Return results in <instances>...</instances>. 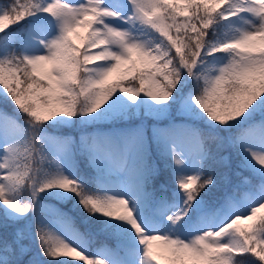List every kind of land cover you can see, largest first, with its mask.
Instances as JSON below:
<instances>
[{
  "label": "snow or ice",
  "instance_id": "1",
  "mask_svg": "<svg viewBox=\"0 0 264 264\" xmlns=\"http://www.w3.org/2000/svg\"><path fill=\"white\" fill-rule=\"evenodd\" d=\"M0 98V264H264V0H0Z\"/></svg>",
  "mask_w": 264,
  "mask_h": 264
},
{
  "label": "trees",
  "instance_id": "2",
  "mask_svg": "<svg viewBox=\"0 0 264 264\" xmlns=\"http://www.w3.org/2000/svg\"><path fill=\"white\" fill-rule=\"evenodd\" d=\"M9 104H10V106L12 105L11 103H9ZM0 106H2V107H8V109L12 113L14 111V109H12L13 106L12 107H9V106H7V104H5L2 101H0ZM154 158L156 159V163H157V167H158V173H157V175L154 178V183L153 184H155V187H156L155 188L156 189L155 191H156V193H158V194L161 195V194H163V191L161 189V183L164 184L167 187V189L173 188L174 185L172 183V176H171L170 170L168 169V167L166 165H164L163 160H161L159 157H157V158L154 157ZM81 167L83 168V164H81ZM214 191H216L217 193H219L218 195H220L222 193V191H217L215 189H214ZM68 206H69V209H71V207H72L71 202L68 203ZM72 215L77 216V218H78V214L77 213L72 212ZM103 239H104L103 237H100V238H98V241L97 242H99L100 240H103ZM107 242L109 244H113V245L115 243L112 240H108ZM94 246L95 245H93V247Z\"/></svg>",
  "mask_w": 264,
  "mask_h": 264
},
{
  "label": "rangeland",
  "instance_id": "3",
  "mask_svg": "<svg viewBox=\"0 0 264 264\" xmlns=\"http://www.w3.org/2000/svg\"><path fill=\"white\" fill-rule=\"evenodd\" d=\"M0 101H2V102H4L3 101V99L2 98H0ZM5 103V102H4ZM5 104H7V106H9V107H12V105L10 106V104L9 103H5ZM0 108H3V109H5L7 112H9L10 114L12 113L9 109H8V107H2V106H0ZM13 109V108H12ZM157 158V157H156ZM154 160H155V162H156V159L154 158ZM164 162V165H166L167 166V163H171L170 161H168V162H165V161H163ZM157 164V163H156ZM171 173V172H170ZM172 176V175H171ZM153 183H154V181H153ZM161 185H164V184H162L161 183ZM155 189L156 187H155V184H152L151 186H150V190L151 189ZM171 189L172 188H169L168 189V193H165V192H163V194H161V195H166V194H170V191H171ZM156 190V189H155ZM157 195H160V194H158V193H156ZM213 194H214V197H220L221 195H222V193L220 194V195H218L219 193H217L216 191H214L213 190ZM211 198H213V197H210V199ZM58 207H61V208H63L65 211H68L69 210V206H68V203H66V204H58L57 205ZM72 214V213H71ZM110 245H113V244H110ZM95 247V246H94Z\"/></svg>",
  "mask_w": 264,
  "mask_h": 264
}]
</instances>
